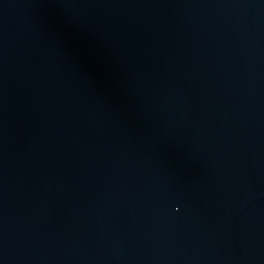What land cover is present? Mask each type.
Returning a JSON list of instances; mask_svg holds the SVG:
<instances>
[{
	"label": "water",
	"instance_id": "95a60500",
	"mask_svg": "<svg viewBox=\"0 0 264 264\" xmlns=\"http://www.w3.org/2000/svg\"><path fill=\"white\" fill-rule=\"evenodd\" d=\"M0 264H264V0H0Z\"/></svg>",
	"mask_w": 264,
	"mask_h": 264
}]
</instances>
